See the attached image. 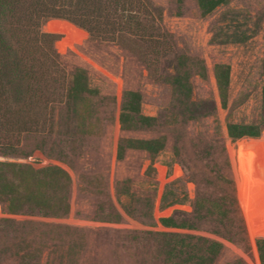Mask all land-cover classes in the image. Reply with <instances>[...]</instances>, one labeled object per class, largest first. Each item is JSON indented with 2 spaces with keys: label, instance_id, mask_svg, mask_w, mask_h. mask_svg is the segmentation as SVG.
<instances>
[{
  "label": "rangeland",
  "instance_id": "1",
  "mask_svg": "<svg viewBox=\"0 0 264 264\" xmlns=\"http://www.w3.org/2000/svg\"><path fill=\"white\" fill-rule=\"evenodd\" d=\"M151 1L163 10L162 31L168 34L167 48L160 50L151 66L127 46L93 40L69 20H49L67 21L87 32L83 42L73 40V47L65 52L59 51L58 42L68 36L58 33L61 37L55 46L69 70L87 69L91 85L100 94L95 98L93 115L86 121L87 132L76 126L62 105L55 111L47 107L41 111V128L24 136L22 147L27 157L0 152V161L27 163L36 169L58 166L71 178L66 215L15 214L0 202V219L25 224L32 248H43L39 264H166L158 233L196 235L221 242L224 250L215 264L237 259L261 264L256 231L264 224L251 229L250 222L256 204L264 202V197L246 192L236 153L239 142L251 138L233 140L229 125L259 123L262 118L264 0H231L208 15L202 13L198 0ZM48 22L42 27L45 32ZM236 34L245 35L244 40L229 39ZM180 56L187 57L191 73V102L208 112L196 119L185 117L175 86L166 79L178 72ZM218 64L231 67L226 105L217 82ZM128 90L142 94V113L157 117L153 126L122 128L120 116ZM157 137L165 138L158 155L129 148L123 159L118 158L123 138ZM220 144L226 147L230 167L225 173L234 181L247 231L244 244L213 233V221L202 223L198 230L166 227L160 222L161 217L178 209L185 212L180 218L193 216L198 193L206 185L192 180L191 174L216 182L208 153L212 151L220 158ZM177 168L180 175L175 173ZM205 188L214 196L222 194L216 183ZM166 193L170 199L186 195L187 200L164 207ZM243 197L249 198L248 205ZM4 241L13 252L21 249V243L12 236L0 240V248ZM3 261L9 262V256Z\"/></svg>",
  "mask_w": 264,
  "mask_h": 264
},
{
  "label": "trees",
  "instance_id": "2",
  "mask_svg": "<svg viewBox=\"0 0 264 264\" xmlns=\"http://www.w3.org/2000/svg\"><path fill=\"white\" fill-rule=\"evenodd\" d=\"M230 1L198 0V3L202 13L208 15ZM53 18L73 22L85 29L93 40L127 46L150 66L157 61L160 50L167 48L168 34L162 31L161 26L163 10L151 0H0V152L4 156H28L22 147L23 139L41 128L43 108L51 107L55 111L57 106L62 105L76 126L84 132H87V119L94 113L95 98L100 91L91 85L87 69L77 67L69 70L55 46L61 35L42 30L43 25ZM230 37L244 40L245 35ZM145 46L147 50L144 51ZM178 65V72L166 79L174 84L185 117L190 120L208 114L201 110L199 104L191 102V73L188 71L187 57L180 56ZM230 73L229 65L216 66L224 105L228 101ZM141 104L140 92H125L120 116L124 130L151 127L157 122V117L142 113ZM263 132L264 97L259 123L229 125L233 140L251 138L239 142L237 163L246 192L262 197ZM164 145V137L123 138L119 143L118 158L123 159L129 148L146 150L156 156ZM218 147L220 158L215 157L212 151L208 153L214 163L212 172L216 182L199 180L195 174H191V179H198L199 184L205 187L216 183L222 194L214 196L204 187L198 193L191 218H180L179 214L185 212L178 209L170 216L161 217L160 222L166 227L198 230L202 223L213 221V233L231 242L244 244L247 243V231L238 206L234 181L225 173L226 167H230L226 147L223 144ZM70 185L71 178L61 167L36 169L27 163L0 161V202L7 205L10 213L66 215L70 210ZM186 200V195L170 199L166 193L163 206L183 204ZM115 217L117 221L121 219L120 214ZM27 233L25 224L0 219V240L12 236L21 243V249L13 252L6 241L1 242L0 264H39L43 248H32ZM158 234L162 236L161 247L166 264H215L224 250L221 242L203 236ZM256 240L261 264H264V227L256 231ZM8 256L10 261L4 263ZM230 264L246 263L237 259Z\"/></svg>",
  "mask_w": 264,
  "mask_h": 264
},
{
  "label": "bare ground",
  "instance_id": "3",
  "mask_svg": "<svg viewBox=\"0 0 264 264\" xmlns=\"http://www.w3.org/2000/svg\"><path fill=\"white\" fill-rule=\"evenodd\" d=\"M46 31L49 33H64L68 37L64 38L63 40L58 42V49L60 52L67 51L68 48L73 47L75 40L76 42H83L85 38L87 37V32L84 30H81L79 28H76L72 24H70L67 21L62 20H51L48 22ZM176 175H180L181 171L179 168L176 170ZM165 171L163 169L162 172V180L164 179ZM245 205H248L249 198L243 197L242 198ZM170 213H165L166 215ZM258 224H264V202H258L255 207V214H254V220L250 222V228L256 227Z\"/></svg>",
  "mask_w": 264,
  "mask_h": 264
}]
</instances>
